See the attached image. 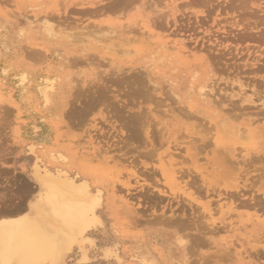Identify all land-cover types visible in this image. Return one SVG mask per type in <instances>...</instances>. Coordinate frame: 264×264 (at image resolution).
<instances>
[{"label": "rangeland", "instance_id": "374dc122", "mask_svg": "<svg viewBox=\"0 0 264 264\" xmlns=\"http://www.w3.org/2000/svg\"><path fill=\"white\" fill-rule=\"evenodd\" d=\"M35 15L48 20L33 23ZM172 40L178 49L165 51ZM48 78L55 101L46 106ZM0 90L1 207L27 205L37 190L27 152L35 127L82 160L97 159L103 225L89 262L75 248L67 264H141L145 255L162 264H264V0H0ZM170 150L184 177L171 184L160 163Z\"/></svg>", "mask_w": 264, "mask_h": 264}, {"label": "bare ground", "instance_id": "6f19581e", "mask_svg": "<svg viewBox=\"0 0 264 264\" xmlns=\"http://www.w3.org/2000/svg\"><path fill=\"white\" fill-rule=\"evenodd\" d=\"M29 1V0H28ZM105 1V0H104ZM172 2L174 0H171ZM49 3V2H48ZM111 7V6H110ZM109 8V7H108ZM3 9V8H2ZM111 9V8H109ZM86 11V10H85ZM89 12V11H88ZM104 12V11H103ZM80 13V12H79ZM90 13V12H89ZM83 14V13H82ZM88 14V13H86ZM93 14V13H92ZM91 14V15H92ZM96 14V13H95ZM97 15V14H96ZM95 17V16H94ZM33 18V17H32ZM48 18V17H47ZM35 20L30 19L33 23H43L46 22L48 19L42 18L39 19L38 15H35ZM30 21V23H31ZM51 22V20H49ZM92 24H90V27ZM89 27V25H88ZM94 27V26H93ZM96 28V27H95ZM104 28V27H103ZM107 28V27H106ZM105 28V29H106ZM146 28L151 30V27L148 25ZM93 29V28H92ZM97 29V28H96ZM47 30V29H46ZM50 30V29H48ZM87 30V29H86ZM89 31V30H88ZM92 30H90L91 32ZM102 31V30H100ZM105 31V30H104ZM53 32V31H52ZM103 32V31H102ZM104 32L107 35L110 32ZM112 32V29H111ZM51 33V30H50ZM93 33V32H92ZM95 33V32H94ZM101 34L102 36L105 35ZM52 35V34H51ZM54 35V34H53ZM173 35V34H172ZM109 37V35H107ZM106 36V37H107ZM99 37V36H97ZM100 38V37H99ZM104 38V37H103ZM158 40V39H157ZM154 44V43H153ZM158 45V44H157ZM161 47L168 51L169 47L172 49H178V43L175 40L170 42L161 43ZM170 50V49H169ZM176 51V50H175ZM31 52V50H30ZM33 52V51H32ZM27 53V52H26ZM132 53V51H128V54ZM175 53V52H174ZM183 53V52H182ZM33 56L36 54L33 53ZM94 55V54H93ZM179 55V54H178ZM32 56V57H33ZM31 57V55L29 56ZM31 57V58H32ZM89 57H93L90 56ZM96 57V56H94ZM34 58V57H33ZM40 58V57H39ZM38 58V59H39ZM164 58V57H163ZM35 59V58H34ZM33 59V60H34ZM38 59H36L38 61ZM32 60V59H31ZM35 60V61H36ZM91 60V59H90ZM97 61V59H94ZM36 61V62H37ZM93 62V59H92ZM73 63V62H72ZM86 65V64H85ZM3 73V72H2ZM6 73V72H5ZM17 74V73H16ZM78 74V73H77ZM3 76V75H2ZM175 76V75H174ZM140 77V76H139ZM3 78V77H2ZM75 78V77H74ZM136 78V76H135ZM77 79V78H75ZM5 80V79H4ZM28 80V73L24 72L21 76V82L24 84ZM74 80V79H73ZM135 80V79H134ZM76 81V80H75ZM79 81V80H78ZM3 82V81H2ZM14 82V81H13ZM45 82V81H44ZM77 82V81H76ZM122 83V81H121ZM141 83V82H140ZM16 84V83H13ZM132 84V83H131ZM142 84V83H141ZM11 85V84H9ZM55 85L56 81L54 79L48 78L46 80V86L42 89V95L44 99V103L46 106L52 105L55 101ZM13 86V85H12ZM139 86V85H138ZM4 88V87H2ZM32 88V87H31ZM138 88V87H137ZM93 89V88H92ZM135 89V88H134ZM207 87H201L200 89V96L203 100L209 102V94ZM2 90V89H1ZM0 90V97L1 96ZM7 90V89H6ZM82 90V89H81ZM144 90V89H143ZM8 91V90H7ZM14 92V91H13ZM95 92V91H94ZM131 92V91H130ZM135 92V91H134ZM139 92V91H138ZM137 92V94H138ZM144 92V91H143ZM81 93H85L81 91ZM88 93V92H87ZM86 93V94H87ZM127 93V92H126ZM136 93V92H135ZM10 94V93H9ZM93 94V92H92ZM33 95V94H32ZM83 95V94H81ZM80 95V96H81ZM146 95V93H145ZM142 95L143 97H146ZM103 96V95H101ZM83 97V96H82ZM93 97V96H92ZM95 97V96H94ZM104 97V96H103ZM106 97V96H105ZM76 98V97H75ZM85 98V97H84ZM133 98V97H132ZM14 99V98H13ZM78 99V96L77 98ZM75 99V100H76ZM147 99V97H146ZM12 100V96H11ZM85 100V99H84ZM104 100V99H103ZM107 100V98H106ZM148 100V99H147ZM10 102V101H9ZM80 102V101H79ZM83 102V101H82ZM88 102V101H87ZM94 102V100H93ZM132 102V101H131ZM11 103V102H10ZM72 103V101H71ZM74 103V101H73ZM72 103V104H73ZM117 103V102H116ZM71 104V105H72ZM128 104V103H127ZM137 104V103H136ZM14 105V104H13ZM16 105V104H15ZM44 105V106H45ZM75 105V104H74ZM85 105V104H84ZM135 105V104H134ZM77 106V105H76ZM122 106V105H121ZM127 106V105H126ZM125 106V107H126ZM136 106V105H135ZM38 107V106H37ZM107 107V105H106ZM108 107H111L108 105ZM123 107V106H122ZM72 109V108H71ZM70 109V110H71ZM74 109V108H73ZM72 109V110H73ZM78 110V107L76 108ZM110 109V108H109ZM38 110V109H37ZM75 110V109H74ZM76 110V111H77ZM114 110V109H113ZM122 111V109L120 108ZM144 110V109H142ZM186 110V109H185ZM19 111V110H18ZM84 111V110H83ZM87 111V110H86ZM107 111V110H106ZM115 111V110H114ZM119 111V109H118ZM181 111V110H180ZM68 112V111H67ZM80 112V109L79 111ZM77 112V113H78ZM85 112V111H84ZM83 112V114H84ZM88 112V111H87ZM183 112V111H182ZM81 113V112H80ZM118 113V112H116ZM123 113V112H121ZM120 113V114H121ZM138 112H136L137 114ZM22 114V113H21ZM79 114V113H78ZM125 114V113H124ZM129 114V113H128ZM131 114V113H130ZM139 114V113H138ZM118 115V114H116ZM122 115V114H121ZM189 117L191 114H188ZM3 116V115H1ZM74 116V115H73ZM81 117V115H79ZM141 116V115H140ZM140 116H135L139 117ZM123 117V116H122ZM128 117V116H126ZM187 117V116H186ZM188 117V118H189ZM193 117V115H192ZM113 118V117H112ZM129 118V117H128ZM133 118L131 123H134V120L137 118ZM145 118V117H143ZM264 118V117H263ZM50 119V118H49ZM85 119V118H84ZM116 119V117H115ZM120 119V118H119ZM126 119V118H125ZM141 119L139 121L141 122ZM149 119V118H148ZM191 119V118H190ZM260 119V118H259ZM5 120V119H4ZM76 120V119H75ZM121 120H124L121 119ZM147 120V117H146ZM80 121V120H79ZM131 121V119H130ZM143 121V120H142ZM145 121V119H144ZM143 121V123H144ZM149 121V120H148ZM257 121V120H256ZM25 122V121H24ZM23 122V123H24ZM122 122V121H121ZM124 122V121H123ZM137 123V121H135ZM139 122V126H140ZM57 123V122H56ZM135 123V124H136ZM142 123V122H141ZM146 122L145 124H147ZM254 123V122H253ZM72 124V123H71ZM81 124V123H80ZM134 124H131L133 127ZM30 126V125H28ZM37 126V125H36ZM58 126V125H57ZM126 126V125H125ZM138 126V125H136ZM134 125L133 129L136 127ZM138 126L137 129L140 127ZM144 126V125H143ZM152 126V125H151ZM24 127V126H23ZM42 127V126H41ZM81 127V126H80ZM44 128V127H42ZM123 128V127H122ZM130 127H128L129 129ZM146 128V127H145ZM24 129V128H23ZM35 142L29 144L27 146V152L30 156L33 157L34 162L32 164L30 175L32 180L36 183L37 190L33 191L34 193L30 192L31 199H29V203L27 205H20L21 203L18 202L16 205L17 207H1L0 206V264H3L4 261L15 259V252L18 247H22L27 253H29V257L31 259H36L41 262V264H52V261L55 259L67 260V257L70 256L69 254L73 252V250L79 249L81 262L87 263L89 262V250L95 246V241L92 238L95 230L98 229L100 226L103 225L102 215H100L101 209L104 207V202H106L105 198V190H104V183L102 182L103 177L98 174L97 170L91 166V162L97 160L95 157L94 159L90 160H82L78 157V153L70 144H62L59 141V138H53L51 133L39 135V128L35 127ZM127 129V128H125ZM127 129V130H128ZM136 129V133H137ZM43 130V129H42ZM131 130V129H130ZM141 130V129H139ZM145 130V129H143ZM163 130V129H161ZM17 131V130H16ZM15 131V132H16ZM23 131V130H22ZM41 131V130H40ZM134 131V130H133ZM243 131V130H242ZM127 132V131H126ZM143 132V131H141ZM155 132V131H153ZM152 132V133H153ZM151 133V135H152ZM160 133V132H155ZM154 133V134H155ZM243 133V132H242ZM242 133L240 136H242ZM41 134V133H40ZM153 134V135H154ZM138 135L140 133L138 132ZM157 135V134H156ZM22 136V135H21ZM127 136V135H126ZM125 136V138H126ZM129 136V135H128ZM30 137V136H29ZM60 137V133H59ZM133 140L134 137L130 134ZM143 137V136H142ZM140 137V139L142 138ZM21 138V137H20ZM72 138V137H71ZM128 138V137H127ZM128 138V140H129ZM25 139V138H23ZM67 139V138H66ZM139 139V138H136ZM32 140V139H31ZM126 139V141H128ZM144 140V139H143ZM159 140V139H158ZM253 140V139H251ZM22 141V140H21ZM121 141V140H119ZM125 141V142H126ZM142 141V140H141ZM194 141V140H192ZM191 141V142H192ZM199 141V139H198ZM25 142V141H24ZM123 142V141H121ZM124 142V143H125ZM130 142V141H129ZM146 142V141H145ZM154 142V141H153ZM197 142V141H196ZM232 142V141H231ZM116 143V142H115ZM179 143V142H178ZM73 144V143H72ZM123 144V143H122ZM130 145L132 143H129ZM129 145V146H130ZM164 145V144H163ZM166 145V144H165ZM128 146V147H129ZM136 146V144H135ZM134 146V147H135ZM175 146V145H174ZM173 146V147H174ZM205 146H207L205 144ZM115 147V146H114ZM117 147V146H116ZM163 147V146H162ZM179 147V146H178ZM200 147V146H199ZM208 147V146H207ZM126 148V147H125ZM140 148V147H139ZM172 148V147H170ZM202 148V146H201ZM204 148V147H203ZM225 148V147H224ZM116 149V148H114ZM130 149V148H128ZM175 149V148H174ZM133 150V148H132ZM182 151V149H180ZM201 150V149H200ZM223 150V149H222ZM237 150H240L237 149ZM113 151V150H112ZM133 151H136L135 148ZM130 150H127V153H132ZM150 151V150H149ZM156 155V151L151 150ZM150 151V152H151ZM102 152V151H101ZM105 152V151H104ZM137 152V151H136ZM142 152V151H141ZM149 152V153H150ZM151 152V153H152ZM184 152V150H183ZM203 152V151H202ZM138 153V152H137ZM140 153V152H139ZM240 153V152H239ZM102 154V153H101ZM143 154V153H141ZM140 154V155H141ZM151 154L152 156L154 155ZM146 156L148 154H143ZM142 155V157H143ZM155 155L153 157H155ZM177 155V154H176ZM175 155L174 150H170L167 155L163 159H160V163L163 166H168L170 168L169 173L163 170V176L171 183H176L178 179H183V176L178 177L176 170L174 169L175 166ZM180 155V154H178ZM177 155V156H178ZM239 155V154H238ZM181 156V155H180ZM137 159V157H135ZM149 158V156H148ZM151 158V157H150ZM114 159V158H113ZM115 160V159H114ZM135 160V159H134ZM200 160V159H199ZM198 160V161H199ZM134 162V161H133ZM157 162V161H156ZM187 162V161H186ZM177 164V163H176ZM180 164V163H179ZM184 169V168H183ZM151 170V169H150ZM185 171V170H184ZM151 172V171H150ZM142 173V172H141ZM144 173V172H143ZM143 173L141 175H143ZM148 173V172H147ZM146 173V174H147ZM153 173V172H152ZM155 173V172H154ZM182 173V172H181ZM140 174V173H139ZM150 174V173H149ZM156 174V173H155ZM184 174V173H183ZM187 174V173H186ZM184 174V176H186ZM125 175V174H124ZM151 175V174H150ZM149 175V176H150ZM146 176V175H145ZM144 176V177H145ZM148 176V174H147ZM159 176V175H157ZM117 178V177H115ZM119 180V178H117ZM151 179V176L149 178ZM115 181V180H113ZM132 181V180H131ZM138 181V180H137ZM188 183V182H187ZM130 184V183H129ZM155 184V183H154ZM110 185V184H109ZM113 185V184H112ZM116 185V184H115ZM107 186V185H106ZM111 186V185H110ZM127 186V185H125ZM129 186V185H128ZM114 187V186H113ZM23 188V187H22ZM150 188V187H149ZM26 189V188H25ZM114 189V188H113ZM120 189V188H119ZM152 189V188H151ZM118 190V187H117ZM123 190V189H121ZM135 190V189H133ZM150 190V189H149ZM25 191V190H24ZM130 191V190H129ZM148 191V189L146 190ZM111 192V191H109ZM107 192V193H109ZM116 192V191H115ZM119 192V191H118ZM125 192V191H124ZM23 193V192H22ZM26 193V192H25ZM28 193V192H27ZM148 193V192H147ZM147 193H144L147 194ZM150 193V192H149ZM156 193V192H155ZM163 193V191H162ZM24 194V193H23ZM158 194V193H157ZM113 195V194H112ZM150 195V194H149ZM232 195V194H231ZM10 196V195H9ZM8 196V198H10ZM19 196V195H18ZM17 196V197H18ZM25 196V194H24ZM115 196V194H114ZM133 196V194H132ZM6 197V196H5ZM16 197V198H17ZM23 197V196H22ZM158 197V196H157ZM230 198L229 196H227ZM27 198V197H26ZM162 198V197H161ZM233 198V197H232ZM240 198V197H239ZM112 199V198H111ZM125 199V198H124ZM123 199V200H124ZM128 199V198H127ZM156 199V198H155ZM223 199V198H222ZM236 199V198H235ZM5 200V198H4ZM11 200V198H10ZM16 200V199H15ZM23 200V199H21ZM20 200V201H21ZM154 200V199H153ZM159 200V199H158ZM230 200V199H229ZM239 200V199H238ZM247 200V199H246ZM254 200V199H253ZM251 200V201H253ZM18 201V200H17ZM127 201V200H126ZM125 201V202H126ZM129 201V200H128ZM243 201V200H241ZM4 202V201H3ZM14 202V201H13ZM12 202V203H13ZM16 202V201H15ZM27 201H25L26 203ZM108 202V200H107ZM151 202V201H150ZM154 202V201H152ZM239 202V201H238ZM237 202V203H238ZM249 202V200H248ZM256 202V201H255ZM11 203V204H12ZM149 203V202H148ZM155 203V202H154ZM245 203V202H244ZM262 203L264 205L263 200L258 202V204ZM7 205V203H5ZM23 204V202H22ZM117 204V203H116ZM120 204V203H119ZM130 204V203H129ZM256 204V203H255ZM20 205V206H19ZM107 205V203H106ZM235 205V204H234ZM241 205V204H240ZM243 206L246 205L242 204ZM133 206V205H132ZM236 206V205H235ZM256 206V205H255ZM258 206V205H257ZM257 206L255 208H257ZM158 208V207H157ZM235 208V207H233ZM264 209V207H261ZM135 209V207H134ZM207 212L210 216H212V209L209 207L206 208ZM222 209V207H221ZM236 209V208H235ZM125 210V209H124ZM169 210V209H168ZM214 210V208H213ZM234 210V209H233ZM182 211V210H181ZM219 211V210H217ZM125 212V211H124ZM167 212V211H166ZM215 212V211H214ZM125 214V213H124ZM173 214V213H172ZM259 214V213H258ZM122 215V214H121ZM166 215V214H165ZM164 216V215H163ZM162 216V217H163ZM119 217V216H118ZM121 217V216H120ZM128 217V215H127ZM165 217V216H164ZM180 217V216H179ZM254 217V216H253ZM258 217V216H256ZM261 217V215L259 216ZM124 218V217H123ZM155 218V217H154ZM158 218V217H156ZM173 218H176L173 217ZM171 217V220L173 219ZM169 219V216H168ZM178 219H173L176 223H178ZM182 219V218H181ZM180 219V220H181ZM184 219V217H183ZM262 219V218H261ZM157 220V219H156ZM161 220V218H160ZM166 220V219H164ZM179 220V221H180ZM152 222V220H147ZM159 221V220H158ZM167 221V220H166ZM164 225H170L167 221ZM182 221V220H181ZM180 221V222H181ZM184 221V220H183ZM157 222V221H156ZM160 222V221H159ZM163 222V220H162ZM184 222L187 223L185 220ZM141 223V222H140ZM169 223V224H168ZM173 223V222H172ZM181 226L183 222H181ZM215 224V223H214ZM257 224V223H256ZM261 225L260 223H258ZM161 225V224H160ZM167 226V227H168ZM175 226V224H174ZM177 226V225H176ZM178 226L177 227H181ZM184 226H186L184 224ZM183 226V228H184ZM213 226V225H211ZM170 227H172L170 225ZM220 227V226H219ZM176 228V227H175ZM228 228V227H227ZM262 228V227H261ZM220 229V228H219ZM223 229V228H221ZM226 229V228H225ZM235 229V228H234ZM214 230V227H213ZM216 230V229H215ZM236 230V229H235ZM259 230V229H258ZM263 230V229H262ZM261 230V231H262ZM99 231V230H98ZM118 233H121L120 230H117ZM222 231V230H221ZM224 231V229H223ZM229 231V230H228ZM210 232V230H209ZM212 232V231H211ZM260 233V232H259ZM264 234V232H263ZM96 235V234H95ZM240 239V238H239ZM261 238H259L260 240ZM182 241V240H181ZM184 242V241H182ZM181 244V243H180ZM245 244V243H244ZM141 250V249H140ZM264 250V249H263ZM261 250V251H263ZM63 252V255H59L60 252ZM115 251V250H114ZM113 249L106 248L104 250L105 256L110 257L114 254ZM153 251V250H152ZM243 252V251H242ZM252 253V252H251ZM257 253V252H256ZM142 254V253H141ZM248 254V253H247ZM258 254V253H257ZM256 254V255H257ZM171 255V254H170ZM253 255V253H252ZM254 255V256H256ZM264 255V253H263ZM117 257V254L115 255ZM251 256V255H250ZM259 256V254H258ZM258 256L256 257L258 259ZM141 258V257H140ZM255 258V259H256ZM247 259V258H246ZM260 259V258H259ZM71 260V259H70ZM137 260V259H136ZM133 261V260H132ZM164 261V260H163ZM141 264H162L160 260L150 255H145L141 258ZM139 262V263H140ZM173 263V262H172ZM179 264H189L187 260Z\"/></svg>", "mask_w": 264, "mask_h": 264}, {"label": "snow or ice", "instance_id": "6c2138e0", "mask_svg": "<svg viewBox=\"0 0 264 264\" xmlns=\"http://www.w3.org/2000/svg\"><path fill=\"white\" fill-rule=\"evenodd\" d=\"M59 255H63L61 251ZM15 259L6 260L3 264H41L39 260L31 259L29 253H27L22 247H18L15 252ZM52 264H67V260L55 259Z\"/></svg>", "mask_w": 264, "mask_h": 264}]
</instances>
